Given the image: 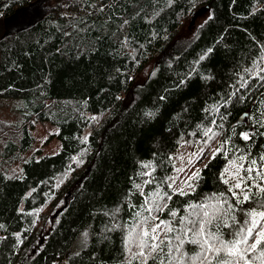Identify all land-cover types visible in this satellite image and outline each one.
I'll list each match as a JSON object with an SVG mask.
<instances>
[{"label": "trees", "instance_id": "1", "mask_svg": "<svg viewBox=\"0 0 264 264\" xmlns=\"http://www.w3.org/2000/svg\"><path fill=\"white\" fill-rule=\"evenodd\" d=\"M37 1L0 0V264H119L121 232L103 238L106 213L119 207L129 219L124 201L142 163L174 175L178 146H202L203 128L219 122L204 109L264 51V0H52L6 33V20ZM74 18L85 31H73ZM260 91L228 108L224 136L235 126L241 148L250 121L240 117ZM218 144L204 148L195 192L172 206L225 189L223 154L207 158ZM261 145L257 137L254 154ZM83 233L86 244L68 253Z\"/></svg>", "mask_w": 264, "mask_h": 264}, {"label": "snow or ice", "instance_id": "2", "mask_svg": "<svg viewBox=\"0 0 264 264\" xmlns=\"http://www.w3.org/2000/svg\"><path fill=\"white\" fill-rule=\"evenodd\" d=\"M81 2L89 8L96 7L89 0ZM98 10L104 11L102 3ZM74 19L73 31H85L78 28L84 23L83 18ZM64 35L70 36L71 33L65 32ZM230 87L234 91L204 109L218 114L219 122L212 119L210 125L203 128L201 135L206 139L187 160V169L191 171L204 155L209 142L219 140L218 146L211 151L213 159L223 154L226 161L219 175L225 189L206 194L197 201H188L182 209L174 207V196H188L195 192L202 179L200 169L196 168L191 175L180 179L179 174L185 172V167L176 168L173 164L176 175L158 178L154 175V166L142 163L140 167L145 171L136 174L141 182L131 180L132 188L124 201L131 212L129 219L123 222L118 219L119 207L106 213L112 223L106 226L103 238L110 239L106 233L121 232L122 258L119 264H264V145L257 153L252 151L256 138L264 137V91H260L256 98V106L240 117L241 122L250 121V130L238 134L245 147L234 142L237 137L235 126L231 127L229 135L224 136L225 122L231 115L228 108L233 101L244 103L253 99L252 89H264V51L251 66L244 67L237 74L235 84ZM222 108L225 111L221 112ZM82 143H86V138ZM179 159L183 165L184 157L181 155ZM72 160L77 166L83 163L77 157ZM69 170H73L71 165ZM177 180H180L179 184ZM146 187L148 191H145ZM134 194L139 197L135 203L132 202ZM3 227L0 224V229ZM188 245L193 246L192 250L186 247Z\"/></svg>", "mask_w": 264, "mask_h": 264}, {"label": "rangeland", "instance_id": "3", "mask_svg": "<svg viewBox=\"0 0 264 264\" xmlns=\"http://www.w3.org/2000/svg\"><path fill=\"white\" fill-rule=\"evenodd\" d=\"M52 4V0H39L37 2H34L32 5H30L28 8L23 9L19 15L16 18H13L12 20H6L5 24L1 27L5 31H12L17 28L25 27L28 24L34 22L38 18H40L44 13L47 12L50 5ZM3 112H8L7 110H4ZM218 145L213 146L217 147ZM198 149H190L188 148L184 143H181L174 155L172 156V161L176 168L185 167V172L180 173V179L186 178V176L191 175V171H194L196 168L200 169L206 159L199 162V160L195 163V167L189 171L187 169V160L191 153L194 151H197ZM184 157V164H181V161L179 159L180 156ZM212 156V151H210L207 155V158H210ZM174 175H176L174 171ZM180 183V180H177V184ZM86 233H83L79 239L74 243L72 250L70 253H74V251L79 250L81 247H83L86 244Z\"/></svg>", "mask_w": 264, "mask_h": 264}, {"label": "bare ground", "instance_id": "4", "mask_svg": "<svg viewBox=\"0 0 264 264\" xmlns=\"http://www.w3.org/2000/svg\"><path fill=\"white\" fill-rule=\"evenodd\" d=\"M73 245H74V243H73ZM73 245H71V247L69 248V251H68V253H70V252H71Z\"/></svg>", "mask_w": 264, "mask_h": 264}, {"label": "water", "instance_id": "5", "mask_svg": "<svg viewBox=\"0 0 264 264\" xmlns=\"http://www.w3.org/2000/svg\"><path fill=\"white\" fill-rule=\"evenodd\" d=\"M194 18V17H193ZM6 33H7V31H6Z\"/></svg>", "mask_w": 264, "mask_h": 264}]
</instances>
